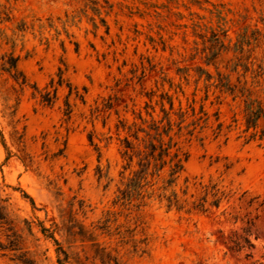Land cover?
Here are the masks:
<instances>
[{
	"label": "rangeland",
	"instance_id": "obj_1",
	"mask_svg": "<svg viewBox=\"0 0 264 264\" xmlns=\"http://www.w3.org/2000/svg\"><path fill=\"white\" fill-rule=\"evenodd\" d=\"M201 1L0 0V58L18 57L21 74L0 70V264H58L42 228L67 264H107L108 254L118 264H264V119L245 130V98L216 88L198 37L221 28L226 44L250 42L247 87L264 108V0ZM161 109L184 169L167 186L163 158L143 189H128L142 150L131 135L148 131L150 114L166 126ZM244 228L253 248L230 252L228 236Z\"/></svg>",
	"mask_w": 264,
	"mask_h": 264
},
{
	"label": "trees",
	"instance_id": "obj_2",
	"mask_svg": "<svg viewBox=\"0 0 264 264\" xmlns=\"http://www.w3.org/2000/svg\"><path fill=\"white\" fill-rule=\"evenodd\" d=\"M191 2L199 7H201L203 3H206V1L201 0H191ZM4 16L5 21L10 20L9 12L4 14ZM198 37L202 41L203 47L201 49V54L204 55L203 60L205 65L213 66L216 71L218 81V84H216V88H218L220 92L227 93L234 98H245V130L249 131L250 129H252L255 131L258 121L264 119V108L259 101L251 98L252 92L250 91L249 87H247V74L249 72L251 75L254 73V71L251 70L253 63L250 62V55L254 50L245 49V47H248L250 45V42L242 38L240 40H237L232 46L230 44V41H228V43L226 44V32L222 31L221 28H218L217 30H211L209 37L201 34H198ZM253 41H256V38H254ZM224 60H226L227 64H231L228 74L221 73L219 71V65L223 63ZM239 68L242 71L241 74L239 73ZM257 68L260 70V65ZM225 69L227 70V66L225 67ZM0 70L8 73L12 78L18 81L21 75L18 71V57L13 56V54H9L7 57L3 56L2 58H0ZM231 74H235L237 76L235 83H231ZM63 75L64 70L59 69L57 82L59 86L63 82ZM260 76L261 75H259L258 73L251 76V83L253 84L254 79ZM207 78L208 80L210 79V74L208 73ZM25 83L26 81L23 77L20 84L24 85ZM256 83L258 84V82ZM55 96L56 89L54 90L53 96L50 95V92H46L42 96V101L46 102L47 104H51L52 99L55 98ZM161 99L162 101L164 99L167 101V103L169 104V111H171L174 107L172 97L165 94ZM161 106L163 108V104ZM161 110L166 117V126L162 125V121L154 120L152 114H150L149 116L151 118V123L148 126V131L144 128H142L141 130L137 129L131 135L133 139L137 143H139L138 145L142 144V150H140L136 155V157H140L138 162L139 171L131 179L130 183L127 186L128 189L130 187L139 190L143 189L148 184V182H146V179L148 177L147 171L149 169V166L152 164L153 168H156L159 162L161 163V166L158 171L161 170L167 163L166 161H162L163 158H169L168 164L170 165V180L166 182L167 186L175 185L176 180L179 178L181 172L184 169V164L188 159V155L186 152H183L180 147H178V144L176 142L172 143L173 138L170 136L172 124L169 118V112H166L164 109ZM180 110L181 109L179 108V114L183 116V114L180 113ZM191 111L193 116L195 114L194 109H191ZM198 114H201V116L197 119V121H200L202 117L206 116V113H204L202 106L199 108ZM206 120L207 119L205 118L203 121L205 122ZM122 129H126L125 125H122ZM130 129L131 127L127 128L128 131H130ZM149 131H153V134H150ZM139 134H143V137L140 138ZM254 136L255 134H253L251 137ZM164 137L168 138L167 143L163 142ZM262 139H264V128L260 131L259 134V140ZM124 149L125 152L123 156H125L129 163H132L135 156L134 150L136 148L135 145L128 140V137L124 139ZM149 175L153 177L154 173H150ZM142 181H145L143 185H141ZM152 186L153 184L149 185V187ZM213 197H216V194H213ZM206 199L207 197L203 199L202 204H199L200 210L204 211V204L206 202ZM167 202L168 209H171L172 205H175L173 203H176L172 202V199L169 198L167 199ZM219 203V198L213 201V205L215 206H218ZM177 209L181 210L180 207H177ZM4 211V206L0 204V223L7 224V217ZM41 232L46 238L52 239L58 246L57 263L67 264L69 256L64 251L60 243L53 238V233L49 232V230L46 228H42ZM225 244L230 252L239 253L253 248V244L250 240V228H244L242 230V233L240 234L238 232H233L230 236H228ZM1 247L2 246L0 244V248ZM61 254L64 256L63 259L60 258ZM246 256L249 255L247 254ZM102 260L107 264H109L111 261H113L114 264H118L114 258L110 257L109 254L106 255L105 258H102Z\"/></svg>",
	"mask_w": 264,
	"mask_h": 264
}]
</instances>
